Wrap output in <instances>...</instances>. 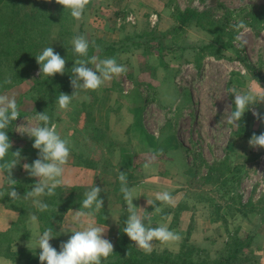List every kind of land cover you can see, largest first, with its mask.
I'll return each instance as SVG.
<instances>
[{
    "label": "rangeland",
    "instance_id": "1",
    "mask_svg": "<svg viewBox=\"0 0 264 264\" xmlns=\"http://www.w3.org/2000/svg\"><path fill=\"white\" fill-rule=\"evenodd\" d=\"M158 3L160 7L155 6L154 11L137 10L140 13L137 19L139 24L133 23L136 21L133 16L120 19L118 29H122L127 35L131 34V31H134L132 35H137L135 39L126 41L123 44V51L117 53V57L128 64L125 62L122 64L127 71L116 79L120 81L121 89L125 93L122 97L128 96L131 91L134 95V91L137 89L136 92L141 95L144 103L142 110L139 113L131 111L128 112L130 113L128 116H122L118 109L122 104L117 101L114 105L112 104V109L108 110L107 116L113 118L112 127L123 122L122 119L131 123V126L126 129L124 137L128 143L130 140L131 144L135 142L138 135L142 140L146 138L147 134L148 136L149 134L154 135L158 139L175 138L177 146L173 153L163 151V155H184L185 161H187L185 190L187 194L191 193L193 198L201 192L198 199L202 200L200 197L203 199L205 197V199L211 200L212 204L209 205V202L204 199L214 217H216L214 215L217 209L216 204L218 206H222L224 203L229 204V198L234 193L224 194L222 190L219 193H214L209 185L200 187V178L206 176L213 164L216 165L223 160H228V164L232 168L237 167L240 170V175L244 176L241 177L235 195H239L242 204L250 203L249 209L252 211L257 212L259 208L262 210L261 213L235 212L228 219L224 226L225 233L238 231V236L242 237L244 233H250L251 226L246 222L247 220L264 221V149L251 148L248 144L253 134L259 135L264 132V119H258L253 115V111H255L264 117V102L256 104L252 110L247 111L241 120L242 128L252 134L245 138H236L237 136L234 135L236 127L227 124V117L234 108L235 99L228 90L236 88L241 92L251 90L260 94L262 91L260 86L264 88V21L257 18L261 14V8L264 7V0H161ZM187 9L207 13L216 19L223 17L226 12L242 13V17H238L237 13L235 23L242 20L247 24L249 31L242 38L246 43L241 47V42L235 39L237 34L234 31L231 39L232 49L226 51L225 57L222 59L215 58L208 50L202 48L213 41V37L209 33L203 31L196 24H186L177 29L179 23L174 20L173 15L177 11ZM153 15L156 16L154 24L150 22V16ZM74 27L75 21L71 31L75 36H78ZM144 42L148 43V47L144 46ZM48 43L52 45L53 40L50 39ZM134 44H138V46ZM197 57H201L199 66L195 61ZM27 75L30 76L21 84L23 85L22 89H19L24 92L21 93L20 101L15 95L20 118L10 124L8 132V135L13 134L16 136L15 138L22 141V146L27 147L25 150L34 154L22 156L20 165L12 170V179L16 181L15 190L21 197L36 183L34 178L27 176L22 165L24 163L31 164L38 157V151L32 147L34 141L27 135L19 133L23 132L22 128L17 129L20 126L27 127V123H35L28 119L35 116V113L31 112L32 106L26 99L32 92L30 89L33 85V76L38 75V71L30 70L26 72L25 76ZM67 76L71 78V72ZM106 87L107 85L104 84L102 89ZM80 93H82L80 94L82 97L78 96L73 100L79 102L83 101L82 99L85 97L90 102L97 99L100 102L104 100L103 97L98 98V93L95 91ZM105 103L106 101L103 104ZM46 105L45 109L51 121L57 119L54 123L59 122L56 99L48 101ZM91 105H89L90 111L88 108L86 109L85 120L92 124L95 120L92 114H89L92 110ZM107 107L108 102L104 109ZM105 129L97 134L98 139H101L103 144H109L111 149H119L120 143L111 138L113 132L111 127ZM9 138H11L10 135ZM1 183L0 192L5 195L0 196V201L8 202L11 198L6 194L9 189L4 174H0ZM61 188L64 189L66 197L73 194L68 191L70 188ZM77 194L74 193L71 200L76 201ZM80 199L83 200L84 197L81 196ZM22 200H12L11 202L17 203ZM30 202L29 200L28 204ZM122 206L124 208V202ZM51 242L53 240H50ZM255 244L256 249L260 250L257 236H255ZM193 246L201 249L200 246ZM256 252L261 255L260 251Z\"/></svg>",
    "mask_w": 264,
    "mask_h": 264
},
{
    "label": "crops",
    "instance_id": "2",
    "mask_svg": "<svg viewBox=\"0 0 264 264\" xmlns=\"http://www.w3.org/2000/svg\"><path fill=\"white\" fill-rule=\"evenodd\" d=\"M158 2H161V0H89L83 18L75 20V32L77 35H83L88 40L91 51L89 52L90 56L93 54L99 59L115 57L117 63L123 64L125 62V64H128V62L118 58L117 53L124 49L123 39L131 36L134 31L127 35L122 29L118 30L120 19L133 16L136 19L133 23L139 24L137 19L140 13L137 10L148 9L154 11L155 6L160 7ZM138 13L139 15H136ZM93 51L95 53H92ZM92 66L88 65V67ZM119 83L120 81L113 77L112 80L105 82L106 88L102 89L101 87L99 91H95L98 93V98L103 97V102L98 101V99L90 102L83 98V101H79L80 103L73 100L68 110H60L57 106L59 116V122H55L57 131L62 138H66L71 142L70 157L68 164L65 166L64 184L61 187L84 188L85 191L90 190L93 186L102 189L98 198L103 199L104 205L100 212L91 218V222L106 226L107 231L104 238L111 241L113 246L119 235L123 212L124 224L128 216L127 205L119 191L118 176L120 172L127 175L130 187L138 189V198L133 201L134 206L148 213H152L154 208L147 204V200H155L157 192L168 191L175 198L173 203L171 205H159L162 208L161 213H153L148 217V220H145V223L149 224L150 222L149 226L151 227L166 223V226L177 232L181 239L189 237L190 244L207 250L210 257L214 258L216 250L221 249L227 240L225 225L219 218L220 215L225 214V211L221 210L220 214H214L216 216L214 217L204 200L198 199L197 195L193 198L191 193L187 194L185 190L187 185L185 176L186 158L184 155H170L177 146L175 138L158 139L154 135L149 134L148 136L147 134L146 138L142 140L141 136L138 135L135 142L131 144L130 140L128 143L124 138L127 132L126 129L131 126L128 120L122 119L123 122L111 126L113 118L107 116V112L108 110L111 111L112 106L117 101L122 104L118 108L122 116H128L130 114L128 112L131 111L139 113L144 105L141 95L136 92L137 89H135L134 95L131 91L128 96L122 97L125 93ZM80 94L79 96L82 97ZM119 97L125 99L121 100ZM104 101L108 102V107L105 109L106 103L103 104ZM90 104H92V110L89 114H92L95 120L92 124L87 123L85 120L86 109L88 108V111H90ZM109 126L113 131L111 138L120 143L119 149H111L109 144H103L101 139H98L97 134H100L101 130ZM104 133H101V135H104ZM163 151L170 154L163 155ZM149 160H152L151 170L145 171L143 165ZM87 162H89V166L86 164ZM27 176L30 177L29 174ZM34 180L36 181L35 178ZM41 199L43 201V197ZM122 201L124 202V208ZM72 210L77 211L79 209L73 208ZM143 210L138 211L141 217L146 214ZM67 212L58 220L61 228L58 231L60 243L66 242L70 238L71 232L80 228L79 223L74 221L71 215L66 216ZM162 215L168 217L166 222L161 221ZM17 217V211L8 208L4 203H0V233L5 232L9 228V224L17 222L15 221ZM246 222L251 226L249 228L250 234H254L258 238L262 263H264V221L251 219V221L247 220ZM84 223L87 224L88 221H84ZM25 229L28 237L25 240L13 243V251H17L24 246L27 248V242L33 233L42 232L45 228H43L40 221L37 225H30L27 218ZM181 239L165 245L154 241L152 251L164 248L172 254H177L180 250ZM132 243L134 244V242ZM50 244L54 247L53 242ZM0 264L18 263L0 256Z\"/></svg>",
    "mask_w": 264,
    "mask_h": 264
},
{
    "label": "trees",
    "instance_id": "3",
    "mask_svg": "<svg viewBox=\"0 0 264 264\" xmlns=\"http://www.w3.org/2000/svg\"><path fill=\"white\" fill-rule=\"evenodd\" d=\"M237 13L238 17H242V13L231 11L216 19L207 13L187 9L177 11L173 18L179 23L177 29L186 24H196L203 31L209 33L213 37V41L202 48L208 50L215 58L222 59L225 57V52L232 49L231 39L234 30L231 25L235 23ZM260 13L257 18L264 21V7L261 8ZM74 21L75 19L70 16V13L64 12L63 7L56 4L55 0H51V2L49 0H0V94H7L9 97L15 98L17 96L18 100L21 99V93L24 92L19 89H22L23 85L21 84L30 76H25L26 72L30 70L39 72V65L36 63L35 56L49 46L66 60L65 74H56L49 78H41L39 75L33 76V85L30 89L32 92L26 99L32 106L31 112L43 113L47 111L45 108H47L46 103L48 101L57 99L60 93H73L70 84L71 78H68L67 75L71 72L74 61L81 58L72 51L71 41L75 35L71 30ZM136 37L137 35L125 37L123 43ZM50 39L53 40L52 45L48 43ZM143 44L148 47L147 42ZM134 45L138 46V44ZM89 52H91L90 49L88 56H90ZM199 55L202 57L200 52ZM201 57L195 59L197 66L200 65ZM5 79H10L11 83L5 84ZM54 121L57 119L52 120V122ZM242 127V122H240V127L234 131L236 138L241 139V137L245 138V136L252 134V132H246ZM6 131L8 135L9 128ZM9 135L11 136L9 140L13 145L10 152L20 150L21 157L34 155L31 151L25 150L27 147L22 146L20 139L15 138L16 136L13 134ZM32 157L35 158V156ZM10 158V155L6 157V159ZM86 164L89 166V162ZM239 175L240 170L237 167L232 168L229 166L228 160H223L216 165L213 164L206 176L200 178V187L209 185L214 193H219L221 190L224 194L234 193L229 198V204L224 203L222 206L216 204L217 209L214 214L219 215L222 209L225 210V214L219 217L224 225L235 212L242 214L262 212L260 208L257 212L252 211L249 209L250 203L242 204L239 195H235L241 177L244 176ZM30 183L33 184L34 182ZM68 191L73 194L78 193L76 201L71 200L73 194L66 197L64 189L59 187L56 189V195L43 197L42 202L49 205V210L43 213L39 212L31 202L28 204L29 201L22 200L17 203H12V200L0 201L18 213L15 220L17 222L9 224V228L0 233V256L18 264H40L38 258L40 250L28 248L12 250L13 243L28 237L25 226L30 213L37 215L38 221L43 224V228H53L54 248L59 251L61 243L58 231L61 228L58 220L69 209H79L82 202L80 198L81 196L84 197L86 192L84 188H70ZM200 195L201 192L197 194V196ZM200 198L205 199V197L204 199ZM205 201L209 202V205L212 204L211 200L207 198ZM124 227L123 212V221L119 235L115 240L113 255L103 260L102 264H262V257L256 252L260 250L256 249L254 234L244 233L240 237L238 231L227 233L224 246L215 253L214 258H211L208 252L191 245L188 237L181 239L180 250L177 254H172L164 248L151 251V253L141 252L123 233Z\"/></svg>",
    "mask_w": 264,
    "mask_h": 264
},
{
    "label": "clouds",
    "instance_id": "4",
    "mask_svg": "<svg viewBox=\"0 0 264 264\" xmlns=\"http://www.w3.org/2000/svg\"><path fill=\"white\" fill-rule=\"evenodd\" d=\"M51 2V0H49ZM56 4L61 5L64 12L70 13L75 20L83 18L84 11L89 4V0H55ZM237 34L236 41L241 42L243 47L246 41L242 38L249 31L244 21H239L231 25ZM72 51L78 58L74 61L71 68L70 84L73 94L68 95L60 93L56 99L60 110H68L74 98H77L80 92L97 91L105 82L113 77L125 74L127 69L124 65L117 63L115 57L99 59L96 55L88 56L89 42L83 35L73 37ZM36 63L39 65L38 75L41 78L53 77L56 74L64 75L66 60L62 58L54 49L45 47L35 56ZM93 65L94 67H88ZM28 82V81H26ZM5 84L11 83L10 79H5ZM260 86V85H259ZM257 94L251 90L238 91L236 88H230L228 91L234 96V108L227 117V124L239 128L240 122L245 113L252 110L253 107L264 102V88ZM87 99V97H85ZM253 115L258 119H264L258 112L253 111ZM20 118V112L15 97H9L7 94H0V174H4L8 185L7 196L11 200L23 199L31 201L33 206L41 213L49 210V205L42 202V197H52L56 195V189L64 184L65 166L70 157V140L62 138L57 131V124L52 122L47 111L36 113L35 116L28 118L35 123H27V127L20 126L17 129H23L19 132L27 135L34 143L33 149L38 151V157L31 164L22 165L25 172L31 178L36 179V183L31 186V190L26 191L23 197L15 190L16 181L12 179V170L21 160V151L10 152L13 147L9 140L6 129L13 121ZM251 148L264 149V132L259 135L253 134L248 141ZM11 156L10 159L6 157ZM152 160L144 163L145 171L151 170ZM120 183V193L127 205V219L123 233L127 235L130 241L134 242L135 247L145 253H151L153 242H159L162 245L177 242L181 236L170 230L166 223L160 226L151 227L145 223L148 217L153 213H161L162 208L159 205H171L174 197L168 191L157 192L155 200H147V204L154 208L152 213H148L141 208L134 206L133 201L137 199L136 187H130L127 175L120 172L118 176ZM102 189L93 186L84 193V199L77 211L69 209L66 216L71 215L72 219L79 223V230L71 232L70 238L61 243L59 251L51 244L50 240L54 238L53 228L48 227L43 232H34L27 242V248L39 249L40 264H102L109 256L113 255L114 246L108 239L104 238L107 231L106 226L96 225L91 222V218L100 212L103 208V199L98 198ZM5 193L0 192V196ZM158 202V203H157ZM158 205V206H157ZM143 210L144 217L138 214ZM167 216L162 215L161 221L166 222ZM84 221H88L87 224ZM30 225L38 224V217L34 213L28 215Z\"/></svg>",
    "mask_w": 264,
    "mask_h": 264
},
{
    "label": "built area",
    "instance_id": "5",
    "mask_svg": "<svg viewBox=\"0 0 264 264\" xmlns=\"http://www.w3.org/2000/svg\"><path fill=\"white\" fill-rule=\"evenodd\" d=\"M150 22L154 24L156 22V16H150Z\"/></svg>",
    "mask_w": 264,
    "mask_h": 264
}]
</instances>
